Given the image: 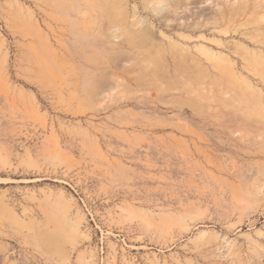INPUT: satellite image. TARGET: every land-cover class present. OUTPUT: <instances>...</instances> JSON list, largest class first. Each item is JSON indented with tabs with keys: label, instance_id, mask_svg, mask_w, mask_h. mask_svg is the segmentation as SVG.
Segmentation results:
<instances>
[{
	"label": "rangeland",
	"instance_id": "rangeland-1",
	"mask_svg": "<svg viewBox=\"0 0 264 264\" xmlns=\"http://www.w3.org/2000/svg\"><path fill=\"white\" fill-rule=\"evenodd\" d=\"M0 264H264V0H0Z\"/></svg>",
	"mask_w": 264,
	"mask_h": 264
},
{
	"label": "bare ground",
	"instance_id": "bare-ground-1",
	"mask_svg": "<svg viewBox=\"0 0 264 264\" xmlns=\"http://www.w3.org/2000/svg\"><path fill=\"white\" fill-rule=\"evenodd\" d=\"M210 124V123H209ZM204 140V139H203ZM202 141V140H201Z\"/></svg>",
	"mask_w": 264,
	"mask_h": 264
}]
</instances>
